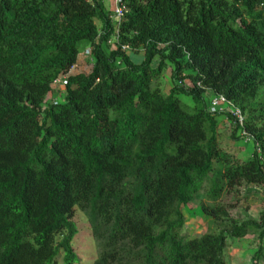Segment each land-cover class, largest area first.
I'll return each instance as SVG.
<instances>
[{
  "label": "trees",
  "instance_id": "obj_1",
  "mask_svg": "<svg viewBox=\"0 0 264 264\" xmlns=\"http://www.w3.org/2000/svg\"><path fill=\"white\" fill-rule=\"evenodd\" d=\"M122 1L108 43L103 0H0V264L78 262L76 208L98 245L91 264H228L248 234L250 263L264 264V209L235 217L228 198L264 183V0ZM85 47L91 69L70 74ZM167 64L169 94L153 84ZM218 94L244 114L246 159L219 144L218 115L244 136L227 104L210 111ZM197 199L210 229L188 237Z\"/></svg>",
  "mask_w": 264,
  "mask_h": 264
},
{
  "label": "rangeland",
  "instance_id": "obj_2",
  "mask_svg": "<svg viewBox=\"0 0 264 264\" xmlns=\"http://www.w3.org/2000/svg\"><path fill=\"white\" fill-rule=\"evenodd\" d=\"M103 3L107 11H113L115 7L114 0H103ZM129 52L134 61H140L143 55L142 50L135 52L129 50ZM153 63L155 64L156 62L154 61ZM90 69V64L85 62L73 72H88ZM170 72L171 67L169 64H167L161 75L153 79V84H157L166 94L171 93L172 80ZM186 72H191V69H187ZM185 84H191L190 79H185ZM61 86V88H56L58 86H55L53 90L54 93H48L46 99L54 100L55 97H58V100H61L60 95L63 92L62 83ZM212 95L213 91L211 89L204 91V96L206 99L210 98ZM175 96H177L188 108L192 107L193 100L188 94L177 92L175 93ZM218 117L220 118L218 122L219 144L224 149L236 154V156L240 159H246L249 157L253 150V143L251 141H246L245 138H232L229 131V125L231 123L229 118L225 117L224 115H218ZM199 198L203 199V196L200 195ZM228 198L231 201L238 200L237 207L231 210V214L233 216L240 218L244 216L257 218L259 212L264 209V183L250 184L247 187L241 189L237 195L232 194L229 195ZM184 213L185 223L181 233L191 237L210 229L208 224L209 217L207 215H203L199 207V199L186 204L184 207ZM72 220L77 227V232L72 241L73 247L79 258L78 262L75 264H91L97 255L98 245L91 235L85 214L76 208L74 210ZM253 238L254 236L252 234H248L243 238H233L230 241L225 249L228 264H251L249 258L253 251V247L256 246ZM57 264H61V255L57 258Z\"/></svg>",
  "mask_w": 264,
  "mask_h": 264
},
{
  "label": "built area",
  "instance_id": "obj_3",
  "mask_svg": "<svg viewBox=\"0 0 264 264\" xmlns=\"http://www.w3.org/2000/svg\"><path fill=\"white\" fill-rule=\"evenodd\" d=\"M114 1H115V7H114L113 11H109V13H110V18L116 24V28L114 31V35L108 39V43H113L117 39V35H118V26L117 25L119 24L121 18L123 17L124 13L126 12V6L122 0H114ZM121 48L127 52H129V50H131V48L127 45H122ZM90 51H91L90 47H86L82 52L84 55L90 56ZM63 78L64 77L58 79L56 81V83L60 82V80ZM198 85H199V82H198ZM223 104H227L225 111H227L229 114H231L234 117V121H232V123L234 125H238L241 128L239 130L240 134L242 136H244L246 141L252 139V135L249 134L245 130V128L243 127L244 114L242 113L241 109L239 107L235 106L234 104H232L223 95L218 94L211 99L210 111L215 112V111L224 110V108L222 106Z\"/></svg>",
  "mask_w": 264,
  "mask_h": 264
},
{
  "label": "crops",
  "instance_id": "obj_4",
  "mask_svg": "<svg viewBox=\"0 0 264 264\" xmlns=\"http://www.w3.org/2000/svg\"><path fill=\"white\" fill-rule=\"evenodd\" d=\"M86 48V47H85ZM84 48V49H85ZM84 49H82L79 53H78V56H77V60H76V62H75V64L71 67V69H70V71H69V73L70 74H72V73H75V72H73L74 70H77L79 67H80V65H82V64H84L85 62H88L89 64H90V67H91V63H90V56H87V55H84L83 54V50ZM77 72H79V71H77ZM83 72V71H82ZM57 84H60V82L59 83H57ZM55 86H58V87H56V88H61L62 86L61 85H56V84H54ZM54 92H52V94H53Z\"/></svg>",
  "mask_w": 264,
  "mask_h": 264
}]
</instances>
